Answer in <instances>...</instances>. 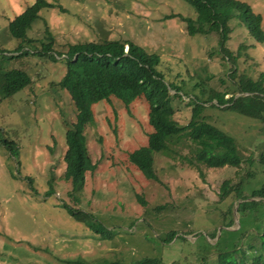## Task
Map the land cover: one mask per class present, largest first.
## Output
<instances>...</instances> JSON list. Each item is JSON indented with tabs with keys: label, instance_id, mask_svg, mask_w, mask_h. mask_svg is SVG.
Returning a JSON list of instances; mask_svg holds the SVG:
<instances>
[{
	"label": "rangeland",
	"instance_id": "obj_1",
	"mask_svg": "<svg viewBox=\"0 0 264 264\" xmlns=\"http://www.w3.org/2000/svg\"><path fill=\"white\" fill-rule=\"evenodd\" d=\"M34 1L0 0V71L22 68L31 77L27 87L0 99V138L17 147L11 154L0 145V264H65L62 260L75 258L130 264L142 257L160 258L164 264H218L219 253L235 249L238 264H264L259 239L264 203L237 209L234 191L222 197L220 189L227 179L239 186L247 172L251 175L242 178V194L260 187L264 124L218 108L216 99L206 101L213 90L237 96L240 78L264 73V42L251 34L248 13L224 12L231 14L233 29L227 46L233 54L240 43L244 46L233 65L222 57L217 33H186L181 17L195 19L197 13L185 0H46L53 7L42 9L27 30L33 44L23 48L31 53L10 58L19 41L7 25ZM237 1L261 15L264 31V0ZM48 33L54 39V60L35 53L41 52L40 41L47 42ZM98 40H130L158 55L157 68L166 83L181 87L169 90L174 121L188 125L193 99L203 102L197 120L234 138L240 166L213 170L187 163L179 155L189 157L195 146L185 138L174 144L177 154L154 156L159 182L146 179L128 154L145 145L151 132L147 103L136 101L127 111L112 99L94 107L86 136L97 167L86 173L81 190H73L64 179V133L75 121L76 109L58 86L66 70L62 55L70 44ZM66 205L90 219L77 220Z\"/></svg>",
	"mask_w": 264,
	"mask_h": 264
},
{
	"label": "trees",
	"instance_id": "obj_2",
	"mask_svg": "<svg viewBox=\"0 0 264 264\" xmlns=\"http://www.w3.org/2000/svg\"><path fill=\"white\" fill-rule=\"evenodd\" d=\"M185 1L193 6L197 13L195 19L181 17L186 22V33L188 35L217 33L219 51L222 52V57L227 62L234 65L240 57L239 50L244 46L240 43L235 54L227 46L233 29L230 25L231 14H225V11L235 10L248 13L251 34L257 42H264V31L261 28L262 17L260 14L252 12L247 3L237 0ZM50 7H53V4L46 0H35L9 21L7 25L9 34L19 41L18 46L13 50L14 53L9 56L10 58L31 53L30 50L23 48L24 45L31 46L33 44V40L27 36V30L39 17V12ZM47 40V42L40 41L41 52L35 53L48 54V57L54 60L55 56L51 55L54 39L49 33ZM249 45L245 46L249 47ZM62 56L66 70L58 81V86L68 93L76 109L75 121L64 133L66 144L64 179L69 181L73 190H81L86 173L94 172L97 167L89 155L86 136L87 126L94 121V107L99 102L111 104L112 99L121 101L127 111H130V104L136 101L147 103L148 123L151 126V132L147 135L145 145L128 154L130 163L146 179L159 182L154 169V156L163 153L177 154L178 151L174 148V144L181 143L185 138L195 146L192 151L190 150L192 154L189 157L179 155L182 159H188L187 163L195 164V166L204 165L207 169L213 170L226 166L233 168L240 166L242 159L238 156L234 138L210 123L197 120L200 119L203 102H198L196 98L193 99L195 103L188 125L179 127L174 121L172 117L173 102L169 90L171 88L179 91L181 87L173 82L166 83L163 74L157 68L160 63L158 55L145 52L130 40H98L70 44ZM235 72L236 69L233 68L231 76ZM30 83L31 77L22 68L0 71V99L11 97ZM238 90L237 96L229 97H225L226 94L223 92L213 90L206 101L212 102L213 99H216L218 108L236 111L244 116L259 120L263 125L264 73L261 72L257 79L240 78ZM112 110L116 115L115 109ZM0 145L7 148L11 154L16 153L17 147L12 141L0 138ZM261 154L264 158V154ZM247 161L250 164L253 162L251 159H247ZM250 175L251 172H247L242 178H250ZM242 178L238 181L239 186L235 187L230 179L224 180L220 185L222 197H226L234 191L236 200H239L237 209L243 208L245 204L251 202L264 203V181L260 187L253 189L248 196H245L243 195L244 179ZM253 197H258L261 200H250ZM65 209L77 220L86 222L90 219L89 215L75 211L67 205ZM93 223L87 224L93 226ZM259 239L260 246L264 250V229L259 235ZM249 248L253 249L254 247L250 246ZM236 251L235 249L219 253L218 264H238L239 260L237 261L234 255ZM62 262L65 264H91L81 258L62 260ZM92 264L124 263L119 260H102ZM130 264L164 263L160 258L142 257Z\"/></svg>",
	"mask_w": 264,
	"mask_h": 264
}]
</instances>
